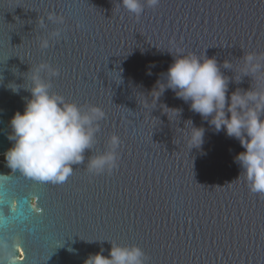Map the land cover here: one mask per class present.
Returning a JSON list of instances; mask_svg holds the SVG:
<instances>
[{"label":"water","instance_id":"water-1","mask_svg":"<svg viewBox=\"0 0 264 264\" xmlns=\"http://www.w3.org/2000/svg\"><path fill=\"white\" fill-rule=\"evenodd\" d=\"M249 53L262 67L244 76ZM192 54L216 58L229 94L264 91V0H158L139 16L120 0H0V153L42 63L58 69L41 73L51 93L104 112L63 183L0 170V264H83L110 242L140 247L145 264H264V193L234 162L239 141L163 91L174 56ZM113 134L116 165L89 171Z\"/></svg>","mask_w":264,"mask_h":264},{"label":"clouds","instance_id":"clouds-1","mask_svg":"<svg viewBox=\"0 0 264 264\" xmlns=\"http://www.w3.org/2000/svg\"><path fill=\"white\" fill-rule=\"evenodd\" d=\"M120 2L130 13L139 16L145 3L154 7L158 0ZM55 19L49 17L54 22ZM53 35H59V32ZM47 46L48 40L45 39L41 47ZM243 59L244 76L254 75L262 67L255 54H246ZM230 64V60L223 62L225 68H230ZM42 72L50 76L58 75V69L44 63L32 70V86L24 88L30 97L25 100L24 110L16 111L9 121L8 139L12 143L4 158L9 169L19 170L40 181L63 183L71 175L73 165L82 163L85 151L91 150L98 121L103 118L104 112L94 105L82 108L51 93V83L42 78ZM164 80L166 86L163 91L166 88L173 90L178 98L190 102V109L206 119L215 132L223 131L239 141L243 151L236 154L234 162L243 171L250 190L264 193V119L261 118L264 91L252 87L248 90L238 88L229 94V77L226 78L220 71L216 58L206 54L204 58L195 54L174 56ZM11 89L19 91V88ZM192 126L191 149H199L203 144L204 129L193 123ZM109 144L108 151L89 159V171L102 172L116 165L119 138L113 134ZM110 244L107 256L101 249L90 253L83 264H145V254L140 247Z\"/></svg>","mask_w":264,"mask_h":264},{"label":"flooded vegetation","instance_id":"flooded-vegetation-1","mask_svg":"<svg viewBox=\"0 0 264 264\" xmlns=\"http://www.w3.org/2000/svg\"><path fill=\"white\" fill-rule=\"evenodd\" d=\"M8 126H9V122H8ZM9 132H10V126H9ZM11 141H10V146L9 147H11ZM3 165V167H1ZM0 170H2V171H4V174L5 175H8V174H10V173H12V171H13V169H9L7 166H6V162H5V158H4V153H0ZM11 203H12V205H14L15 204V197H12L11 198ZM29 205L31 206V207H33V208H38L37 206H36V203H35V197L34 196H30L29 197ZM18 257H21L22 255H21V250L19 249V251H18Z\"/></svg>","mask_w":264,"mask_h":264}]
</instances>
